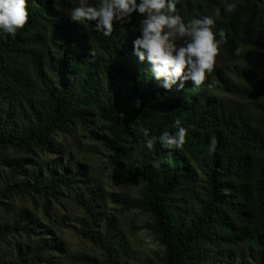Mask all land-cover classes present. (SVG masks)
<instances>
[{
  "label": "trees",
  "instance_id": "obj_1",
  "mask_svg": "<svg viewBox=\"0 0 264 264\" xmlns=\"http://www.w3.org/2000/svg\"><path fill=\"white\" fill-rule=\"evenodd\" d=\"M59 1L28 0V23L15 33L0 28V178L15 177L7 185L18 191L53 195L70 187L85 167L73 163L52 136L73 118L96 113L106 122L107 133L98 139L110 151L113 178L143 183L141 196L120 195L118 202L150 214L164 249L157 259L141 258L110 230L108 218L102 230L89 229L96 222L88 212L93 220L86 221L81 235L107 262L264 264V75L248 66L264 63V0H177L185 22L211 16L217 39L221 29L226 32L222 48L244 64L234 66L235 81L217 67L201 86L188 80L183 89L171 90L134 55L142 15L134 13L130 24H114L105 37L73 21L55 5ZM225 3L237 7L225 13ZM212 90L252 100L257 116L227 105ZM177 119L187 130L185 144L169 150L158 138L174 133ZM145 128L147 138L141 133ZM147 139L154 141L151 149ZM9 148L26 155L1 152ZM36 150L54 155L39 160L31 155ZM198 173L201 189L194 187ZM11 205L0 210V264H61L54 260L63 250L57 236L28 209ZM14 235L25 239L12 240Z\"/></svg>",
  "mask_w": 264,
  "mask_h": 264
},
{
  "label": "rangeland",
  "instance_id": "obj_2",
  "mask_svg": "<svg viewBox=\"0 0 264 264\" xmlns=\"http://www.w3.org/2000/svg\"><path fill=\"white\" fill-rule=\"evenodd\" d=\"M85 2L96 4V0H85ZM78 3L79 0H61L55 5L70 13ZM220 47L215 68L224 69L235 81L236 77L232 70L235 65L244 62L238 63L222 46ZM248 66L264 75V63ZM212 93L227 105L242 107L253 118L258 114L250 99L218 90H212ZM90 108L93 110L92 107ZM105 124L106 122L96 113L83 115L73 118L65 131H57L52 136L54 144L71 156L73 163L77 162L85 167L81 170L84 175L70 187L58 189L53 195L29 189L18 191L7 185L15 181V177L7 182L0 178V210L9 203L12 204L10 207L26 208L39 218L62 243L63 250L55 253L54 259L61 264H94L81 261L80 258L85 257H93L105 261V264H113L105 260L103 251L98 246L81 235L83 229H88L86 221L93 220L88 212H93L96 222V225L89 226L92 231L102 230L103 220L108 218L111 221L110 230L120 235L125 243L137 250L141 258L157 259L163 255V245L152 228L150 214L118 202L120 195L141 196L143 183L136 179L116 181L113 178L112 166L109 162L110 151L98 139L101 133H107ZM1 152L14 157L26 155L25 151L10 148ZM33 152L31 155L39 160H49L54 155L52 152L39 150ZM203 184V177L198 173L194 187L201 189ZM85 204H90L91 209L87 210ZM17 238L25 239L24 236H12V240Z\"/></svg>",
  "mask_w": 264,
  "mask_h": 264
},
{
  "label": "clouds",
  "instance_id": "obj_3",
  "mask_svg": "<svg viewBox=\"0 0 264 264\" xmlns=\"http://www.w3.org/2000/svg\"><path fill=\"white\" fill-rule=\"evenodd\" d=\"M177 0H101L99 5H92L79 0L71 12L73 21L80 23L87 30L101 33L105 37L112 35L114 24H130L134 13L143 16L139 33L134 41V55L140 62L147 61L151 72L161 87L171 90L173 85L183 89L185 82L193 81L201 86L206 75L212 73L221 45L226 42V32L213 31L216 21L208 15L193 18L187 22L177 12ZM236 3H225V13L236 9ZM216 15H219L217 10ZM29 20L28 0H0V28L8 33L22 29ZM91 22H95L93 25ZM241 50L235 49L239 55ZM136 106H140L137 99ZM174 133L164 132L159 136L162 147L173 150L185 144L187 130L175 120ZM142 135L149 136L148 129H141ZM151 149L154 141L147 139ZM216 141L212 140L210 152L215 151Z\"/></svg>",
  "mask_w": 264,
  "mask_h": 264
}]
</instances>
